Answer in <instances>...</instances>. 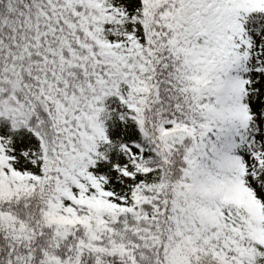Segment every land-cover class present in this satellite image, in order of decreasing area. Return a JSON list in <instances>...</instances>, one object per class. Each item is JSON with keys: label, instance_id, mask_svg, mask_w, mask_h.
Wrapping results in <instances>:
<instances>
[{"label": "snow or ice", "instance_id": "obj_1", "mask_svg": "<svg viewBox=\"0 0 264 264\" xmlns=\"http://www.w3.org/2000/svg\"><path fill=\"white\" fill-rule=\"evenodd\" d=\"M0 264H264V0H0Z\"/></svg>", "mask_w": 264, "mask_h": 264}]
</instances>
